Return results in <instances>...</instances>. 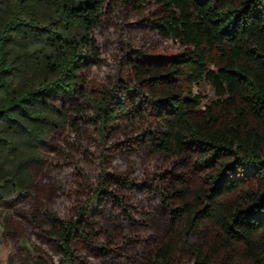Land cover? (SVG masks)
<instances>
[{
	"label": "trees",
	"instance_id": "1",
	"mask_svg": "<svg viewBox=\"0 0 264 264\" xmlns=\"http://www.w3.org/2000/svg\"><path fill=\"white\" fill-rule=\"evenodd\" d=\"M128 9L182 49L122 45L111 81L94 87L100 36ZM204 80L217 99L203 107ZM90 125L110 148L92 197L69 218L48 214L63 258L46 264L78 263V241L87 264H264V0H0V212L34 194L50 153L83 151ZM136 157L140 168L127 164ZM131 195L149 213L136 218ZM114 197L127 223L108 240L88 216Z\"/></svg>",
	"mask_w": 264,
	"mask_h": 264
},
{
	"label": "rangeland",
	"instance_id": "2",
	"mask_svg": "<svg viewBox=\"0 0 264 264\" xmlns=\"http://www.w3.org/2000/svg\"><path fill=\"white\" fill-rule=\"evenodd\" d=\"M150 9L152 10L154 7L151 6ZM147 15H149L148 11L137 12L128 9L123 12L121 10L116 16V23L101 34L100 41L103 46L104 61L101 66L94 69L92 74L94 87H101L111 81L110 79L120 64L119 58L122 55L120 47L122 45L130 43L133 46L164 55L176 54L182 49L176 41L161 38L152 26H148L149 22H145ZM194 91L203 95V107L217 99L214 87L206 80L196 84ZM124 138L126 135L120 137L118 142L123 141ZM85 139L88 145L83 146V151L79 152L73 149L68 151L66 149L65 152L69 153V156L64 159L57 157L60 153H50L46 164L35 167L37 187L34 194L28 197L16 210L6 207L1 209L0 264H26L28 259L33 264H46L50 257L56 263L62 260L63 255L58 250V245L48 237L49 234H46V229L49 226L48 214L53 212L60 217L69 218L79 202L84 203L92 197L91 187L97 182L103 167L97 168L98 161L110 148V146H103V139L94 125L88 127ZM62 140H60L61 143H63ZM90 155L95 157L92 158ZM133 162L137 168L145 163L137 157L127 160V164ZM106 169L107 180L113 185L111 189L118 193L125 192L124 188L117 183L118 174L114 172L113 168L106 167ZM118 199L113 198V202L110 203L112 206H105L108 200L95 202L91 208L90 216H88L95 217L96 223L100 227L97 226L99 233L107 234L108 240L109 235H114L113 233L116 232L117 226L126 222L123 217L118 219L116 212L112 214L114 211L112 208L116 207L115 202ZM127 201L129 202L126 203V208L132 211L136 218H141L143 213H149L146 210L142 212V201L139 198H134L131 195ZM146 209L151 208L147 207ZM18 211H25V213L21 215ZM143 231L141 230L142 234L146 235L152 229L144 231V233ZM97 241L102 246L110 247L105 236L101 234ZM74 248L77 256L81 258L75 264H87L86 262L91 258L88 256V251L92 250L90 246L86 242L78 241ZM111 248L116 249L114 246ZM101 251L99 250L98 254ZM102 253L103 257H109L107 250ZM105 261L103 260V263Z\"/></svg>",
	"mask_w": 264,
	"mask_h": 264
}]
</instances>
